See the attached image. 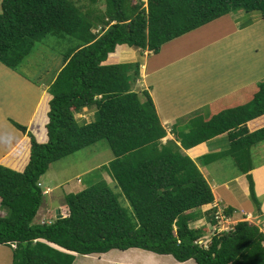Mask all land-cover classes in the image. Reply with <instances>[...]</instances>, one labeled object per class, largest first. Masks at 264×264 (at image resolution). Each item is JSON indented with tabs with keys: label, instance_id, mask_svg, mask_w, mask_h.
<instances>
[{
	"label": "trees",
	"instance_id": "trees-1",
	"mask_svg": "<svg viewBox=\"0 0 264 264\" xmlns=\"http://www.w3.org/2000/svg\"><path fill=\"white\" fill-rule=\"evenodd\" d=\"M90 1L103 9L83 10L77 0L0 2V62L5 66L20 71L35 43L47 35H67L75 41L52 53L62 59L47 79L52 95L47 141H37L26 126L11 120L30 139L22 171L0 163V207L5 210L0 215V244L12 248L11 264H73V253L113 248H140L196 264H264V231L246 218L229 229H215L206 246L198 243L204 229L190 223L204 214L216 224L218 209L201 211L215 196L197 163L207 164L215 155L203 154L198 162L183 152L226 132L229 147L224 153H230L236 170L245 174L250 199L259 209L249 172L250 147L264 140V125L250 131L246 123L264 114V79L251 86L244 101L225 97L208 118H190L186 131L174 125V137L162 142L167 129L149 91L142 90L140 100L132 89L139 62H107L119 45L158 53L165 43L233 12H257L264 25V0ZM48 55L33 59V82H40ZM85 106H95V116L79 122L74 112ZM101 139L113 153L101 168L119 186L131 212L102 179L66 193L61 217L33 222L44 195L40 178L49 165ZM233 211L227 206L222 213L230 216Z\"/></svg>",
	"mask_w": 264,
	"mask_h": 264
},
{
	"label": "crops",
	"instance_id": "crops-1",
	"mask_svg": "<svg viewBox=\"0 0 264 264\" xmlns=\"http://www.w3.org/2000/svg\"><path fill=\"white\" fill-rule=\"evenodd\" d=\"M255 24H263L259 13L233 12L165 43L158 53L141 50L128 46L127 44L119 45L118 49L111 54L113 56L110 55V57H108L107 62L120 63L121 61H129L130 57H132L130 62H139V74L141 69L142 81L147 86L146 89L149 91L154 101L161 123L167 129V135L163 138L165 141L168 138L174 137V134L171 133V128L174 125L179 124L181 125L180 129L186 131L190 118L197 115L208 118L209 114L214 109V105H218V102L223 103V99L228 96H230L231 102L244 101L245 97L252 91L251 86L256 85L257 82L260 81L258 78L246 76L245 74L251 73L254 75V73L248 70L245 71L243 67L240 70L241 76H239L237 72L236 75H230L229 77L230 81L232 80L235 84L228 85L218 80L219 88L215 91H210V89L206 88V74L202 77V83L198 81V85L191 84L192 77L189 69L191 60H195L198 57L202 58L199 51L204 46L223 43L229 36L239 33L240 30L243 34H253L250 27ZM262 26L264 27V25ZM193 39H196L197 43H192L191 48L186 49L184 48L186 45H181L188 44V42ZM175 49L176 52L174 55L172 54V50ZM210 52V50H206L205 56ZM48 54L50 55L45 59L44 71L40 70L42 75L40 77V82L37 83L30 79V77L36 73L33 64L24 63L20 67V71H16L0 62V79L2 80V87L0 89V163L15 170L22 171L28 162L30 139L28 135L21 132L12 121L26 126L27 130L33 133L37 141L45 142L48 139L46 124L48 122L49 101L52 95L47 91V79L51 69L56 68L59 63H61L62 59L59 54ZM116 54H118V57L115 56ZM197 65L201 64L198 63ZM254 68L257 69L256 67ZM260 77L264 78V75ZM138 84H140V86L143 85L141 82ZM134 88L135 87L132 86L133 90H135ZM205 90H209V93L203 96ZM171 95L174 97H170ZM232 95L233 97H231ZM95 110V106H85L80 111H77V116H75L79 122L90 121L95 116ZM180 122L182 123L180 124ZM246 124L250 131L263 126L264 114L247 121ZM225 138H227L226 132L188 149H183V152L187 153L193 159L206 153L215 155L212 161L207 164L197 163L207 180L209 170L207 166L213 162H219L222 166L224 164L221 158L218 157V153H220L218 151H220V149L218 151H212V149L208 148V142L210 141L212 143L214 139L219 143V140L224 141ZM257 150H259L258 153L264 152V140L251 145L250 153H256ZM233 166L235 167L233 171L235 174L233 173L234 175L228 177L224 182L216 183V181H214V184H212L208 180L214 192L215 200L211 204L201 206V211L205 212L210 206H215L217 209H220V207L224 209L227 206H231L234 208V211L227 217L231 219L233 224L242 218H246L256 223L261 230L264 231V158L258 162L251 160L252 169L249 171L252 174L255 194L261 203L259 209L252 204L245 174H240L239 171L236 170L237 167L235 164H233ZM209 168L211 171V167ZM231 182L234 184L231 185ZM40 186L43 189L44 195L49 194L56 187L55 184L52 185L51 181L45 178L44 181L40 178ZM214 186H220L228 191H230L229 186H233L232 189L235 188V186H240L244 199L248 202L245 206H235V193L232 196L234 200L223 202L224 198H221L222 200L218 198ZM66 208L67 206L64 205L56 209L55 217H57L58 214L64 215L66 213ZM239 213H242L244 217L242 215L238 217ZM43 221H50V218L44 216L39 222ZM190 225L193 227H202L205 232L214 224L209 222L204 214H202L199 218L191 222ZM128 249H126L127 251L118 252L119 250L114 251L116 248H113L102 253L84 254L82 258L90 261L98 260L101 263L104 262L103 264H114L117 261L131 262L130 257L133 255L136 256L135 261L138 259L140 262H143L142 264H154L153 260H157L158 262L160 257L168 258L166 262L163 260L161 261L163 264H196L193 259L180 262L170 257L168 254L156 255V253L140 248ZM159 255L161 256L157 257ZM75 260L76 257H74L73 262ZM83 262L85 261L80 260V263Z\"/></svg>",
	"mask_w": 264,
	"mask_h": 264
},
{
	"label": "rangeland",
	"instance_id": "rangeland-1",
	"mask_svg": "<svg viewBox=\"0 0 264 264\" xmlns=\"http://www.w3.org/2000/svg\"><path fill=\"white\" fill-rule=\"evenodd\" d=\"M1 2V0H0ZM77 4L82 6V9L85 10L89 7H94L95 11L103 9V5L101 3L95 2L91 4L90 0H77ZM263 24H255L251 26V32L253 34H243L240 30L239 33L232 34L225 40L223 43L212 44L208 46H204L199 52L202 55L201 57L196 58L195 60H191L190 62V72L192 81L191 84L198 85L199 82L202 83V77L206 74L207 79V87L210 91H215L218 86V80H221L223 83L228 85L235 84L230 81V75H238L241 76L240 70L244 67L245 71L253 72V74L248 73L246 76L252 78H258L259 80L264 79L260 76L264 75V27ZM101 25H98L97 29H100ZM260 28V29H259ZM97 29H93V31H97ZM75 41L70 36H56V35H47L41 38L38 42H36L33 51L29 54L27 59H29V63H35L33 59H37V57L41 53H59L65 47L73 46ZM196 39L191 40L184 48H191L192 43H195ZM197 43V42H196ZM182 48V46H181ZM210 50L211 52L206 54L205 51ZM176 49L172 50V54L175 55ZM39 59V58H38ZM132 60V57L129 58ZM129 61H121L120 63L127 64ZM132 62V61H131ZM38 63V61H37ZM200 63L201 65H197ZM254 65V66H253ZM256 67L257 69H255ZM35 70V68H34ZM142 71L140 69V74L137 77L135 83L132 85L135 87L134 89L140 94V100L143 99L141 96L142 90L146 89V85L142 81ZM141 78V79H140ZM199 81V82H198ZM2 80L0 79V89L2 87ZM142 83L140 86L138 83ZM144 87V88H142ZM228 87V86H227ZM209 93V90H205L203 96ZM170 97H174L171 95ZM74 115L77 116V111L74 112ZM75 116V117H76ZM222 139V138H220ZM208 142V148L212 149V151H218L220 149V153H218V157L223 161V166L219 164V162H213L209 166H207L208 170V180L214 184L224 182L228 177L234 175L233 172L235 170L234 158L230 153L225 154L224 152L228 151V139L225 138L224 141L212 140ZM162 142L164 139L162 138ZM261 145V144H260ZM250 153L251 160L254 162H258L262 158H264V152L258 153ZM201 156L194 158L195 161H200ZM113 158V153L108 145L106 139H101L89 145L77 152H74L70 155H67L53 163H51L48 167L46 173L41 177V180L44 181V178L51 181L52 185H56V187L47 195H43L42 203L35 215L33 222H39L42 217L50 218L52 220L55 217L56 209L66 205L65 194L68 192H75L80 190L86 186H89L93 183H96L102 179H104L115 192L119 202L122 206L128 208V212H131V207L129 205L128 200L125 198L124 194L121 192L119 186L116 182L111 178L106 170H103L101 166L103 164L108 163L109 160ZM200 163V162H199ZM211 167V171L210 168ZM234 173V174H233ZM233 185L234 183H230ZM229 185V183H228ZM233 187V186H232ZM229 186V190L222 188L220 186H214L215 192L218 195L219 199H223V202L232 201L233 194L235 193L234 205H243L245 206L248 202L244 199L242 188L240 186H235L232 189ZM240 187V188H239ZM66 192V193H65ZM247 198V197H246ZM221 199V200H222ZM253 204V202H252ZM217 209V208H216ZM220 210H223L220 207ZM219 211V210H218ZM5 214V210L0 207V215ZM242 213L238 214L240 217ZM244 217V215H242ZM237 217V218H238ZM252 219V218H250ZM233 226V223L229 217L220 212V216L218 218V222L205 231L201 237V244L206 245L209 242L210 236L215 231H221L224 229H229ZM215 231V232H216ZM111 250V249H110ZM119 250V251H118ZM129 250V249H128ZM109 251V250H108ZM114 251L122 252L127 250L116 249ZM74 254V253H73ZM115 254V253H114ZM119 254V253H118ZM123 254V253H122ZM76 260L73 264H103L104 262H99L98 260L90 261L82 258L84 254H74ZM157 255V254H156ZM169 255V254H168ZM161 255L157 256L160 257ZM172 257L171 255H169ZM86 257V256H85ZM166 257V256H165ZM136 256L131 255V262H123L117 261L114 264H142L138 259L135 261ZM139 258V257H138ZM173 258V257H172ZM12 259V248L8 245L1 244L0 245V264H11ZM129 259V260H130ZM168 258H159V261L153 260L154 264H163L162 260L166 262ZM170 259V258H169ZM80 260H84L85 262L80 263ZM187 261V260H186ZM193 261V260H191ZM170 262V261H169ZM145 264V263H144Z\"/></svg>",
	"mask_w": 264,
	"mask_h": 264
},
{
	"label": "built area",
	"instance_id": "built-area-1",
	"mask_svg": "<svg viewBox=\"0 0 264 264\" xmlns=\"http://www.w3.org/2000/svg\"><path fill=\"white\" fill-rule=\"evenodd\" d=\"M218 210H219V211H218ZM218 210L216 211V217H217V218H219V216H220V212L222 213V210H220V209H218ZM198 243L201 244V239L198 240ZM12 245L14 246L15 244H12ZM206 245H207V244H206ZM206 245H205V246H206Z\"/></svg>",
	"mask_w": 264,
	"mask_h": 264
},
{
	"label": "water",
	"instance_id": "water-1",
	"mask_svg": "<svg viewBox=\"0 0 264 264\" xmlns=\"http://www.w3.org/2000/svg\"><path fill=\"white\" fill-rule=\"evenodd\" d=\"M57 217H61V215H60V214H58V215H57Z\"/></svg>",
	"mask_w": 264,
	"mask_h": 264
},
{
	"label": "clouds",
	"instance_id": "clouds-1",
	"mask_svg": "<svg viewBox=\"0 0 264 264\" xmlns=\"http://www.w3.org/2000/svg\"><path fill=\"white\" fill-rule=\"evenodd\" d=\"M202 237V236H201ZM201 237L199 239H201ZM203 245V244H202Z\"/></svg>",
	"mask_w": 264,
	"mask_h": 264
}]
</instances>
